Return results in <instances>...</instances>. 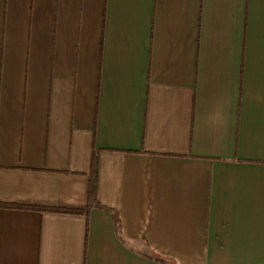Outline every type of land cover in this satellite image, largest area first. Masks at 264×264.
Returning <instances> with one entry per match:
<instances>
[{
  "label": "crops",
  "instance_id": "obj_1",
  "mask_svg": "<svg viewBox=\"0 0 264 264\" xmlns=\"http://www.w3.org/2000/svg\"><path fill=\"white\" fill-rule=\"evenodd\" d=\"M0 264H264V0H0Z\"/></svg>",
  "mask_w": 264,
  "mask_h": 264
},
{
  "label": "trees",
  "instance_id": "obj_2",
  "mask_svg": "<svg viewBox=\"0 0 264 264\" xmlns=\"http://www.w3.org/2000/svg\"><path fill=\"white\" fill-rule=\"evenodd\" d=\"M97 185H98V164H97V160H94L93 172H92L91 182H90V191H89L90 205L93 202H96ZM115 214H116L115 217H116V223L118 226V230L121 231V229H122L121 221L117 217V213H115Z\"/></svg>",
  "mask_w": 264,
  "mask_h": 264
}]
</instances>
